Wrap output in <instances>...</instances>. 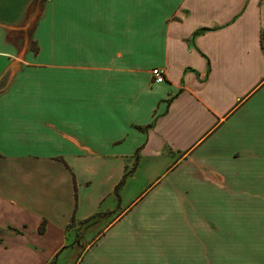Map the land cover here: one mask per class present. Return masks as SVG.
Returning <instances> with one entry per match:
<instances>
[{"label":"crops","instance_id":"0c3cea01","mask_svg":"<svg viewBox=\"0 0 264 264\" xmlns=\"http://www.w3.org/2000/svg\"><path fill=\"white\" fill-rule=\"evenodd\" d=\"M262 38L264 0H0V264H260ZM193 165L219 250L142 211Z\"/></svg>","mask_w":264,"mask_h":264},{"label":"rangeland","instance_id":"374dc122","mask_svg":"<svg viewBox=\"0 0 264 264\" xmlns=\"http://www.w3.org/2000/svg\"><path fill=\"white\" fill-rule=\"evenodd\" d=\"M195 168L198 166L193 165ZM189 168L178 173L166 182L154 195V199L142 211L149 213L182 214L196 219L194 242L196 244H212L214 250H219L220 241V189L215 184L207 182L202 177L203 167ZM193 169V170H192ZM212 230V231H211ZM191 237V236H190ZM193 238V237H192ZM243 244L253 245V237H244ZM198 241V242H197ZM216 247V248H215ZM219 255L214 252L213 256ZM247 259L241 264H253L256 257L244 254ZM260 264H264V252L259 254ZM71 264V263H68ZM213 264H220L219 260ZM231 264V263H230Z\"/></svg>","mask_w":264,"mask_h":264},{"label":"built area","instance_id":"2783aa9c","mask_svg":"<svg viewBox=\"0 0 264 264\" xmlns=\"http://www.w3.org/2000/svg\"><path fill=\"white\" fill-rule=\"evenodd\" d=\"M152 74V80L154 83L160 84L164 82L165 77H164V72L160 68H155L151 71Z\"/></svg>","mask_w":264,"mask_h":264},{"label":"trees","instance_id":"16d2710c","mask_svg":"<svg viewBox=\"0 0 264 264\" xmlns=\"http://www.w3.org/2000/svg\"><path fill=\"white\" fill-rule=\"evenodd\" d=\"M263 46H264V38H262V48H263ZM128 174H125L124 175V178L122 179V181L118 184V186H117V189L122 185V183H123V181H124V179H125V177L127 176ZM116 189V190H117ZM43 231V227H41L40 228V232H42Z\"/></svg>","mask_w":264,"mask_h":264}]
</instances>
